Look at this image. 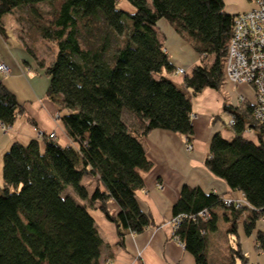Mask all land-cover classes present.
I'll return each mask as SVG.
<instances>
[{
	"label": "trees",
	"instance_id": "16d2710c",
	"mask_svg": "<svg viewBox=\"0 0 264 264\" xmlns=\"http://www.w3.org/2000/svg\"><path fill=\"white\" fill-rule=\"evenodd\" d=\"M122 2L133 9L121 8ZM10 14L58 45L53 63L40 66L49 77L48 97L65 110L60 119L75 146H61L46 135L43 146L38 140L14 143L4 155L0 264H99L104 240L90 208L101 204L122 242L154 224L137 198L145 186L140 171L152 166L143 139L166 130L192 141V96L223 85L234 16L225 11L224 0H0L1 33ZM162 20L201 57L183 84L164 74L176 67L158 28ZM243 103L225 106L236 116L233 137L214 135L206 165L243 193L245 203L228 206L224 196L186 185L173 208L174 216L186 217L177 235L197 264H211L216 209L230 212L225 217L231 232L247 213L248 235L264 217V125L254 121V106ZM23 112L24 105L0 81V122L11 127ZM249 127L259 142L245 137ZM86 177L96 182L91 191ZM110 199L120 207L116 216L107 211ZM206 210L207 221L200 216ZM257 238L264 249V233ZM230 253L246 263L239 247Z\"/></svg>",
	"mask_w": 264,
	"mask_h": 264
},
{
	"label": "crops",
	"instance_id": "0c3cea01",
	"mask_svg": "<svg viewBox=\"0 0 264 264\" xmlns=\"http://www.w3.org/2000/svg\"><path fill=\"white\" fill-rule=\"evenodd\" d=\"M224 4L225 11L234 17L251 11L254 7L252 0H224ZM123 5L128 10L133 9L126 2ZM8 20L12 27H8ZM15 21H17L16 15L5 16L2 20L4 33L0 32V62L9 66L11 74L25 66L34 70L28 59L30 52H26L27 49L21 48L17 52L18 50L11 49L8 45L11 29L14 35L24 42L22 39L24 37H20L18 28L14 27ZM158 28L165 39V47L170 60L176 67L171 74L166 72L164 74L176 83L183 84L185 77L200 64L201 57L169 22L160 21ZM179 68L185 69L187 75H177ZM15 79L17 77H12V80ZM0 81L18 98L16 91H13L4 80L0 79ZM47 91L43 97L35 90L34 96L25 100L24 103L18 98L19 102L24 105V112L19 115L13 126L4 129V125L0 122V169L1 165H4V155L14 143L28 145L33 140H38L43 146L45 136L56 132V141L61 146H75L67 135L61 119H55L56 114L62 115L65 110L60 111V105L48 97ZM205 91L206 89L199 95L193 96L192 100L194 109L192 150H188L185 135L166 130H154L143 139L147 157L152 166L149 170L140 171L145 186L137 192V198L142 210L151 215L154 224L140 234H127L122 242L117 225L107 217L101 204L96 203L90 208L104 240L99 264H109L110 261L112 264H197L194 255L174 238L173 208L180 198L183 187L186 185L199 187L206 193H216L229 199H244L243 193L234 191L224 179L212 173L206 161L210 157L211 141L215 134L222 133L227 139L233 137L232 127L224 125L223 112L229 115V119L231 118V113L225 110V106L238 105V100L242 96L245 98L243 104L250 103L254 106L255 91L248 85L231 84L224 77V83L219 90H209L212 91L209 96L212 99L215 98L218 105L214 109L211 108V101L208 99H206V104L201 100L203 106L198 105L199 96L204 97L209 93ZM245 137L259 142V135L255 130L250 133L246 130ZM5 185L4 181V186H0V194ZM95 185L96 182L93 186H86L91 191ZM106 206L112 216H116L120 210L119 205L113 199H110ZM216 213L219 218V230L210 235L208 248L210 263L264 264V249L258 248L257 238L259 231L264 233V218L258 221L256 230L248 235L245 230L247 213L239 221L236 232L230 231L232 223L225 217L226 214H230L228 210L219 208L216 209ZM231 247L241 249L243 256L247 259L246 263L240 258L232 257Z\"/></svg>",
	"mask_w": 264,
	"mask_h": 264
},
{
	"label": "built area",
	"instance_id": "2783aa9c",
	"mask_svg": "<svg viewBox=\"0 0 264 264\" xmlns=\"http://www.w3.org/2000/svg\"><path fill=\"white\" fill-rule=\"evenodd\" d=\"M254 7L251 11L239 14L234 17V24L231 34V40L224 65L225 80L234 85H248L255 91V104L253 119L258 124L264 125V0H252ZM0 72L9 75L11 70L9 66L0 62ZM177 75H187L185 69L179 68ZM245 102L242 96L238 103ZM60 115L56 114L55 119ZM236 116L231 114L230 127L235 124ZM5 129L6 127L3 126ZM248 133L254 129L248 128ZM51 139H56V132L48 135ZM188 142V150L193 149L191 142ZM243 199H225L226 205H235L237 208L243 206ZM201 218L205 221L211 219V213L206 210L200 213ZM185 215L180 214L172 219L174 229V238L184 246L177 231L185 219ZM109 264H112L111 261Z\"/></svg>",
	"mask_w": 264,
	"mask_h": 264
},
{
	"label": "rangeland",
	"instance_id": "374dc122",
	"mask_svg": "<svg viewBox=\"0 0 264 264\" xmlns=\"http://www.w3.org/2000/svg\"><path fill=\"white\" fill-rule=\"evenodd\" d=\"M124 3L125 2H123V4ZM123 4L122 5L120 4V7L124 9L125 5ZM43 10L46 14L50 11L49 7L47 6L44 7ZM18 15H16V19L19 17ZM8 27H12V24L9 20H8ZM14 27L18 28L17 30L20 33V37H24L22 39L32 49V52H34V54L30 53L28 57L29 61L32 63L34 67V70H30L29 67L25 66L22 67L21 70H17V72L11 75L10 74L5 75L0 72V79L4 80L9 85V87H11L13 91H16L19 100L24 103L25 100L31 99V97L34 96L35 90L41 93L40 95L45 97L47 87L49 85V78L46 75L45 70L41 68L40 62L44 63L45 65H50L51 63H53V61L57 57L59 49L56 42L43 40L40 34L35 30V28H31L30 25L26 22L25 24L23 23V25H20L18 21H15ZM8 45L10 46L11 49L18 50L24 48V50L27 49L26 52H29L25 43L21 41L19 37L14 35L13 29H11V34L8 39ZM17 52H19V50ZM14 76L17 77V79L12 80V77ZM209 90L210 89H206V91ZM210 92L212 91H209V93L204 95V97L199 96V98L197 99L198 101H200V102L197 101L199 106L204 105L201 102V100H203L204 103L206 104L207 103L206 99L211 101L210 104L212 105L211 107L212 109L218 106L216 104V99L215 98L212 99L209 96ZM193 98L194 97L192 96V100ZM222 116H223L224 125L228 127L230 125L229 115L223 112ZM127 121H129L128 117H127ZM84 183L90 187L94 185L95 181L91 177H86L84 179ZM0 186L2 187L4 186L3 164L1 165V169H0ZM13 191H15L14 188Z\"/></svg>",
	"mask_w": 264,
	"mask_h": 264
}]
</instances>
